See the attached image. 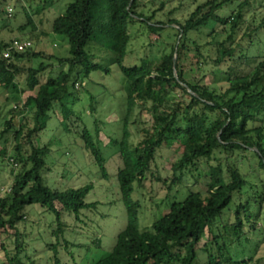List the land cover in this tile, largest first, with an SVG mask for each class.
Wrapping results in <instances>:
<instances>
[{
  "label": "trees",
  "instance_id": "1",
  "mask_svg": "<svg viewBox=\"0 0 264 264\" xmlns=\"http://www.w3.org/2000/svg\"><path fill=\"white\" fill-rule=\"evenodd\" d=\"M254 1L205 0L183 22H160L156 13L148 16L139 10L140 0H71L51 25V33L67 41L65 58L36 52L31 46L5 59L3 53L13 40L24 39H0V95L14 92L22 75L26 84L33 82V94L23 103L17 99L12 106V98L6 97L2 107L6 109L0 137L11 133L14 145L10 153L0 150V162L18 169L9 172V190L0 191V264H35L23 255L20 232L35 205L53 215L56 234L64 230V212L77 214L94 206L84 201L90 184L64 190L47 185L46 159L52 151L48 144L37 146L34 141L45 129L50 112L61 113L65 132L77 134L102 177L107 176L111 156L117 155L120 163L116 177L128 223L111 252L94 264H264V259H255L258 239L264 237V56L244 55L254 37L264 33V15ZM58 2L44 0L45 6H35V15ZM232 5L224 17L222 10ZM3 12L7 20L14 16V9L10 17L6 8ZM25 19L17 30L35 33L31 15L25 13ZM135 24L154 41L152 45L159 43L163 49L149 61L126 67ZM0 30L12 28L6 24ZM97 43L113 52V63L124 81L122 112L115 120L122 132L115 152L107 158L85 128L73 125V111L66 102L71 90L82 87L91 73H109L86 50ZM36 59L43 62L35 68L26 66ZM51 60L57 66L48 63ZM207 77L211 84L225 83V88L209 87ZM23 110L29 111L32 128L14 122ZM131 127L140 136L136 143L131 141ZM165 148L177 150L167 189L187 177L199 189L188 188L181 201L175 193L150 230L138 229L140 204L132 198L133 186H142L158 152ZM235 196L239 203L231 210ZM225 214L233 221H223Z\"/></svg>",
  "mask_w": 264,
  "mask_h": 264
},
{
  "label": "rangeland",
  "instance_id": "2",
  "mask_svg": "<svg viewBox=\"0 0 264 264\" xmlns=\"http://www.w3.org/2000/svg\"><path fill=\"white\" fill-rule=\"evenodd\" d=\"M43 1L0 0V12H2L0 13V28L6 24L12 28L10 31L2 32L0 30V39L22 38L29 40L36 52L59 58L68 57L69 46L67 41L61 36L52 34L51 25L71 0H59L52 9L45 8L41 15H35L37 4L40 6ZM204 1L140 0L139 10L144 9L148 16L153 12L156 13L155 20L160 22H166L170 19L183 22L191 11ZM258 1H254L253 4L264 15V0ZM7 6L14 9V16L9 20L3 12ZM233 8L234 5L222 10V15L227 16ZM25 13L31 15L37 29L35 33H30L29 29L25 30L24 33L17 30L19 26L25 24ZM140 27L141 25L135 24L130 30L131 39L123 63L126 67L149 61L154 56L159 55L163 49L159 43L152 45L154 41L150 42L149 35ZM39 33L41 34L38 35ZM192 37L196 39L195 35ZM254 38L252 46L244 51V55L251 59L264 56V33L262 32ZM203 40L202 37L197 41L202 43ZM149 44L151 46H148ZM86 50L93 57L92 61L103 67H108L109 73H91L89 78L84 80L82 87L78 85L75 86L77 91L71 90L72 95L68 97L66 102L68 103L67 107L73 111L72 120L75 121L73 125L77 124L81 128H85L101 145V152L104 158H107L115 152L117 147L115 143L122 132V125L115 120L122 112L124 81L119 67L113 63L115 56L107 48V45L90 44ZM40 62L43 61L36 59L33 62H27L26 66L35 68ZM48 63L57 66L55 61L51 60ZM62 68L63 70L67 69L66 66ZM209 80L208 77L205 79V83L209 87L220 91L225 88V83L211 84ZM17 83L18 86L14 92L0 95V123L6 109L4 108L2 111V107L7 102L6 97L12 98L13 101L10 105L14 106L17 105L15 103L17 99L23 103L29 95L33 94V82L29 80L26 84L24 75L18 77ZM28 112L27 110L20 111L13 117L14 122H25L28 128H32L33 122ZM48 115L45 129L34 141L37 146L48 144L52 151L46 159L50 169L47 185L57 190H64L76 189L90 184L91 189L84 201L87 204H94V206L81 210L77 214L64 212L61 216V222L65 226L64 230L61 234H56L53 215L46 208L35 205L34 210H30L26 224L20 226V232L24 236L22 244L25 246V251L23 255H26L35 264H55V258L58 259L59 264H94L111 252L118 233L128 223L116 177V170L120 163L117 155L111 156L106 164L107 176L102 177L96 165L91 162L89 155L81 148L82 141L76 136L77 134L65 132V127L60 123L61 113L53 114L50 112ZM64 123L68 124L67 121ZM2 129L3 127L0 126V132ZM130 130L131 141L136 143L140 136L135 135L133 127ZM74 140L76 143L70 145ZM13 145L11 133L0 137V150L5 149L6 152L10 153ZM176 151L165 148L158 152L142 186H133L132 198L140 204L138 229L150 230L152 222L164 214L169 203L174 200L175 193L180 195L176 200L181 201L186 196L188 188L199 189L197 185H193V179L190 177L172 189H167L172 177L169 168L177 157ZM11 169L17 172L18 167L12 166L11 163L0 162V187L3 192L8 191L12 182L9 174ZM235 203H239L237 196L234 197V203L230 205L231 210H234ZM228 219L233 221L231 215L225 214L223 221ZM249 237L255 241L257 239L253 236ZM258 240H260V244L257 247L255 259L261 261L264 259V237L262 240ZM236 252L239 253V251ZM246 254L248 255V253ZM250 263L251 261L248 262V264Z\"/></svg>",
  "mask_w": 264,
  "mask_h": 264
},
{
  "label": "built area",
  "instance_id": "3",
  "mask_svg": "<svg viewBox=\"0 0 264 264\" xmlns=\"http://www.w3.org/2000/svg\"><path fill=\"white\" fill-rule=\"evenodd\" d=\"M6 10H7L8 16L10 17L13 12V8L11 6H7ZM31 46L32 44L29 40H23V41L13 40L10 49H8V51H5L3 53V57L7 59L10 57L11 52H23L29 49ZM0 191L3 192L2 189Z\"/></svg>",
  "mask_w": 264,
  "mask_h": 264
},
{
  "label": "water",
  "instance_id": "4",
  "mask_svg": "<svg viewBox=\"0 0 264 264\" xmlns=\"http://www.w3.org/2000/svg\"><path fill=\"white\" fill-rule=\"evenodd\" d=\"M175 61H176V58H174L173 62L175 63Z\"/></svg>",
  "mask_w": 264,
  "mask_h": 264
}]
</instances>
